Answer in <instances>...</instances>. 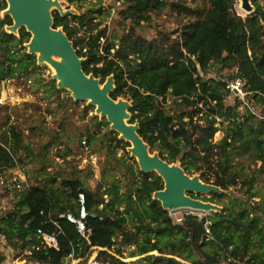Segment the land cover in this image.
Returning a JSON list of instances; mask_svg holds the SVG:
<instances>
[{"label": "trees", "instance_id": "obj_1", "mask_svg": "<svg viewBox=\"0 0 264 264\" xmlns=\"http://www.w3.org/2000/svg\"><path fill=\"white\" fill-rule=\"evenodd\" d=\"M194 1L125 0L116 11L129 24L121 36L102 28L113 6H104V0H95L79 15L62 17L54 11V28H61L73 42L87 75L101 83L114 76L111 98L131 102L130 123L139 125V135L152 153L179 164L189 176L199 175L204 183L225 191L238 189L246 199V215L212 212L201 219L188 214L176 224L153 199L155 192L164 189L162 178L153 173L140 171L124 191L101 183L91 190L74 167L73 176L60 180L61 174L48 173L49 160H43L54 144L34 148L11 121L10 108L0 106V174L22 166L24 156L40 162V179L12 213L0 218V238L13 253L7 258L0 252V264L18 258L34 264H64L70 243H76L79 235L60 216L78 215L80 192L86 196L89 212L97 215L87 221L92 246L114 250L117 256L99 253L111 264H131L121 260L125 249L129 258L140 257L136 264H264V197L258 189L264 181V5L252 0L254 14L243 17L235 11V0ZM4 10L1 1L0 13ZM164 11L176 16V30L160 31L152 39L138 34V28L152 24L154 16ZM12 25L10 16L0 20V87L4 81L20 80L40 69L36 55L28 54L25 46L30 33L23 28L16 36L4 30ZM216 65L231 71L228 79L208 77ZM236 68L246 81L245 90L252 93L247 99L254 102L257 114L243 109L238 100L227 105L226 83L235 77ZM51 87L61 93L55 81ZM93 109L87 106L85 111ZM96 126L107 129L111 143L124 142L109 131L106 119H97ZM217 133L222 137L216 141ZM97 138L89 132L79 145ZM71 155L67 148L62 156ZM220 200L221 196L204 201L219 204ZM50 216L63 230L58 249L47 246L38 235V230L57 234ZM206 221L211 223L209 241ZM84 251L92 254L86 242Z\"/></svg>", "mask_w": 264, "mask_h": 264}, {"label": "rangeland", "instance_id": "obj_2", "mask_svg": "<svg viewBox=\"0 0 264 264\" xmlns=\"http://www.w3.org/2000/svg\"><path fill=\"white\" fill-rule=\"evenodd\" d=\"M1 1L5 3L7 9V0ZM114 1L117 3V0H104V6H115L116 3ZM188 1L193 2V0ZM203 1L195 0L194 2L203 4ZM59 2L64 12H69L68 15H79L92 8L95 0H59ZM260 3L264 5V0H260ZM239 6H241V1L235 0V11L243 17L248 16L247 13L245 14L238 10ZM115 8L118 9L119 6L116 5ZM4 11L0 13V20L6 17ZM105 27H107L109 34L121 36L127 32L129 24L124 23L120 15L113 14L112 12L110 18L102 26V28ZM177 27L176 16H173L169 11H164L154 16L152 24L142 25V27L138 28L137 32L142 37L152 39L160 31L171 32L176 30ZM7 28L8 26L4 30L10 32ZM36 57L38 58L37 55ZM38 66L40 69L27 77L2 83L0 87V106H8L10 108L11 121L23 130L25 141L32 143L34 148L43 149V146L48 142L54 144L48 149L47 156L43 158V160H49L48 164L50 168L48 169V173L52 175L61 174L59 178L62 180L67 176H73L74 167L80 172L78 176L81 182L91 190H95L100 183L103 185H116L123 191L128 190L132 184V180L140 176V167L137 159L132 157L128 152L131 145L125 140H123V143H111L107 129H100L96 126L97 119L98 121L102 120L100 115L96 114V107L88 105V102H76L77 104H75L71 92L65 89H58V86L57 89L61 93L55 92L51 87V81H55L53 80L54 70L47 63ZM230 72V70L221 69L220 65H216L211 68L208 77L218 78L221 76V78L228 79V76L231 74ZM234 104V100L227 98V105ZM87 106L94 109L92 111H85ZM36 126L40 127L38 131H35ZM109 131L111 130L109 129ZM89 132L95 134L98 138L87 143L86 146L80 147V141L86 140V134ZM221 137L222 134L217 133L215 140L217 141ZM119 140H122L120 134ZM67 148L72 150L73 155L66 158L62 155ZM70 162L73 163V166L70 165ZM39 167L40 162L38 160L24 156L22 166L3 171L0 175L14 177L17 174H21L29 178L32 184L40 179L37 173ZM153 174L158 175L157 173ZM258 189L260 197H264V181L260 182ZM193 195L201 201L221 196L219 204L210 202L220 207L218 213L223 212L227 216L236 217L246 215L244 212L246 199L236 188H232L229 191L223 190L221 194H189V196ZM19 197L21 198L22 196L19 195ZM0 199L2 200L0 213L4 216L7 212L12 211L14 204L11 201V196L0 197ZM259 200L260 198H255L253 201ZM211 213L191 211L189 209H181L177 212L169 211L170 216L175 222L177 219L183 218L188 214H195L204 218L210 216ZM0 252L7 256V258L12 257L13 254L10 249H7L5 242L1 238ZM108 253L116 255L114 250ZM151 254L156 255L157 253L153 252ZM118 258L121 257L119 256ZM139 258H129L128 249H125L121 260L136 264V260Z\"/></svg>", "mask_w": 264, "mask_h": 264}, {"label": "water", "instance_id": "obj_3", "mask_svg": "<svg viewBox=\"0 0 264 264\" xmlns=\"http://www.w3.org/2000/svg\"><path fill=\"white\" fill-rule=\"evenodd\" d=\"M240 1L247 15L254 14L252 0ZM7 3L4 15L13 20V25L7 28L8 33L18 35L21 29H26L31 34V40L26 44L28 54L38 56V65L45 62L51 64L55 70L53 80L57 82L58 89L70 91L75 102H88V105L96 107V114L102 120H107L110 130L120 134V138L131 145L128 152L138 158L140 171L157 173L162 178L164 189L155 192L153 199L159 201L164 210L189 209L204 213L220 210L219 206L194 199L189 194H221V188L204 183L199 175L189 176L179 164H169L158 153L150 151L149 145L139 135V125L130 123L131 102L111 98V92L115 89L114 76L101 83L94 75L84 72V59L79 57L73 42L61 28H54L53 11L57 10L62 17L69 13L64 12L59 0H7ZM9 213L12 211L4 216Z\"/></svg>", "mask_w": 264, "mask_h": 264}, {"label": "built area", "instance_id": "obj_4", "mask_svg": "<svg viewBox=\"0 0 264 264\" xmlns=\"http://www.w3.org/2000/svg\"><path fill=\"white\" fill-rule=\"evenodd\" d=\"M125 0H117V3L119 7H122ZM113 6L111 8V11L116 13L117 9ZM235 77L228 81L226 83V90L230 92L229 99L234 100V103L236 100L242 102V108L249 110L251 113L257 114L256 106L254 102L249 101L247 97L251 95L252 93L247 92L245 90L246 88V81L242 79L239 75L238 68L235 69ZM31 183L29 181V178H26V176H23L21 174H17V176L14 177H4L0 175V197H6L11 196V201L15 205L20 197L19 195H24L28 193L31 190ZM2 204V200L0 199V205ZM78 215L73 214H67V215H61L60 217L63 219H66L69 223L74 225L79 238L76 243L71 242V252L70 254L65 258L64 264H111L107 261H105L102 257L99 256V253L101 251H107L110 250L94 247L91 243V236L92 231L87 227V221L89 218H96L97 215L95 213L89 212L87 208V201L86 196L84 193L80 192L78 194ZM14 207V206H13ZM1 208V206H0ZM200 217V216H199ZM184 218V217H183ZM183 218L177 219L176 224L181 223ZM201 219L203 217H200ZM49 223H51L57 230V234L54 232L53 234L47 233L43 230H38V235L43 238L47 246L54 247L58 249L60 247L59 241H58V235L63 233V230L60 226L59 221L54 220L51 216L49 217ZM211 223L209 221H206L204 223V227L206 230V241L210 240V229ZM49 239H52L56 242V245L51 243ZM84 242L88 244L89 251H92V254L89 255L84 251ZM26 255H30V252H25ZM11 258V257H10ZM231 261V259L229 260ZM5 264H34L33 262H29L26 258H18L13 261V263H5ZM224 264V263H221Z\"/></svg>", "mask_w": 264, "mask_h": 264}, {"label": "bare ground", "instance_id": "obj_5", "mask_svg": "<svg viewBox=\"0 0 264 264\" xmlns=\"http://www.w3.org/2000/svg\"><path fill=\"white\" fill-rule=\"evenodd\" d=\"M238 10H239L240 12H244V13L246 14V12L242 10L241 6L238 7ZM55 60L60 61V59H56V58H55ZM45 63H47V62H45ZM47 64H48V63H47ZM49 65H50V67L54 70V68L51 66V64H49ZM54 73H55V70H54ZM137 160H138V158H137ZM178 210H181V209H178ZM191 211H192V210H191ZM176 212H177V211H176ZM49 241H50L51 243H53L54 245H56V242H55L54 240L49 239Z\"/></svg>", "mask_w": 264, "mask_h": 264}]
</instances>
